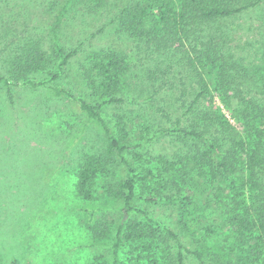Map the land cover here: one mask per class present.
I'll return each instance as SVG.
<instances>
[{
    "label": "trees",
    "instance_id": "16d2710c",
    "mask_svg": "<svg viewBox=\"0 0 264 264\" xmlns=\"http://www.w3.org/2000/svg\"><path fill=\"white\" fill-rule=\"evenodd\" d=\"M260 1L127 0L113 21L133 39L131 48L87 54L80 67L91 90L86 98L57 82L71 66L78 48L57 43L49 52L42 39L25 40L22 31L6 28L0 33V93L8 107L14 108L19 85L47 91L60 100L75 99L86 119L104 135L102 147L82 152L78 158L74 184L75 195L88 202L77 206L87 216L85 224L96 239L109 229L95 219L97 209L89 203L94 199L95 180L107 176L115 164L124 166V178L106 184L107 192L124 199L111 264H129L131 259L141 258L148 264H264V84L255 74L238 73L239 62L228 44L230 34L218 25ZM41 74L43 78H39ZM109 105L122 109L112 116L115 128L104 115ZM139 122L153 137L172 133L176 147L172 154L149 156L141 175L127 155L137 147L130 124ZM138 155L145 157V153ZM5 159L0 162L9 166ZM44 163L42 169L51 174V160L46 157ZM36 166L34 174L41 170ZM56 167V175H62L63 165ZM13 170L0 168L6 181L0 182L6 193L0 200V264H23L30 253L22 249L28 246L32 227L26 222L31 208L25 203L32 201L26 190H20L22 182H13L20 179ZM22 170L28 171L15 169ZM217 177L227 181L211 182ZM138 178L147 202L155 201L151 197L153 183L162 199L184 193V205L173 203L178 207L175 223L183 228L188 226L190 208L198 210L195 198L206 196L209 188L215 191V209L228 238L220 244L213 242L218 248L226 241L221 250L207 244L216 233L211 227L207 236L197 238L200 247L210 250V260L203 250L186 246L178 227L163 224L148 209L137 206ZM207 180L210 182H201ZM58 185L46 184L34 215L40 207L54 213L48 206L57 201ZM212 199L208 197L207 202ZM135 213L146 221L135 219ZM126 243L129 256L123 257L121 247Z\"/></svg>",
    "mask_w": 264,
    "mask_h": 264
},
{
    "label": "rangeland",
    "instance_id": "374dc122",
    "mask_svg": "<svg viewBox=\"0 0 264 264\" xmlns=\"http://www.w3.org/2000/svg\"><path fill=\"white\" fill-rule=\"evenodd\" d=\"M126 2L127 0H0V33L6 28L13 32L22 31L25 40L42 39V45L49 52L53 51L57 43L70 49L78 48L79 52L71 66L57 82L72 88L77 96L86 98L91 90L82 79L80 67L87 54L113 48L127 52L131 48L133 39L120 31L119 24L113 21ZM218 25L224 33L230 34L228 44L234 52V59L239 62L238 73L246 71L255 74L264 84V0L235 17L222 20ZM43 77L44 75H39V78ZM25 87L27 86L19 85L15 90L14 108L10 105L8 107V102L0 93V160L6 157L9 164L5 166V162H0V168L14 169L15 176L18 174L20 179L13 182H22L20 190H26L27 197L32 201L25 203L31 208L26 222L31 223L32 227L27 234L28 246L22 249L30 250L29 255H25L23 264H111L112 247L122 221L124 199L107 192L106 184L109 180L123 179L124 166L115 164L107 176L101 175L95 180L94 199L89 203L97 209L95 219L105 222L109 229L105 236L96 239L85 224L87 216L78 210L77 205L84 201L75 195L74 184L78 158L82 152H92L94 148L102 147L104 135L96 124L86 119L75 99L60 100L47 91ZM119 110L122 111L121 108ZM119 110L112 105L104 109V115L112 128L116 126L112 116ZM130 126L134 129L132 136L137 147L127 155L139 175L149 156L172 154L176 149L172 133L153 137L152 133L150 135L145 131V124L139 122ZM138 153H145V157L140 158ZM44 156L52 162V167L48 169L51 174L45 173L46 168L42 169L45 165L44 158L46 160ZM59 164L64 167L62 175H56L58 171H54ZM34 165L41 169L36 174L32 169ZM18 166L28 171H15L19 169ZM139 178L135 204L148 209L151 216L163 224L177 228L175 222L178 207H174L173 203L179 207L184 205V193L172 195L171 200L165 197L162 199L154 190L153 183L151 186L154 192L152 191L151 197L155 201L147 202L142 195ZM226 179L217 177L211 182L224 184ZM155 180H158L157 176ZM0 182L6 183L1 173ZM49 182L59 184L57 201H52L50 207L46 205L54 213H48L45 208L40 207L34 215V208L41 204L42 194ZM214 184L217 186V183ZM201 189L203 188L200 187ZM5 195V190L0 189V200ZM208 197L213 198L211 203L207 202ZM217 198L215 191L210 188L206 196H197L195 202L198 210L191 207L188 226L177 228L180 233L182 231V240L186 246L193 250H203L206 259H210V250L200 247L197 238L207 236L210 227L216 233L210 236L208 245L216 247L213 242L220 244L225 238L228 241L222 230L224 223L218 219L219 214L215 209L214 200L217 201ZM86 203L88 202L83 204ZM12 216L13 213L9 217ZM134 218L146 221L139 213H135ZM1 219L4 220L5 217ZM226 241L216 248L221 250ZM128 251L126 243L121 247L123 257L129 256ZM129 264H148V261L145 258L134 261L131 259Z\"/></svg>",
    "mask_w": 264,
    "mask_h": 264
}]
</instances>
